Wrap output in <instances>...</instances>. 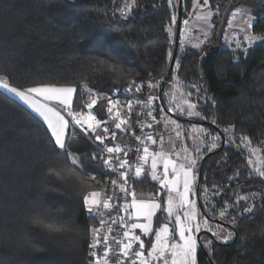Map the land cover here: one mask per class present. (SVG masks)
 Returning a JSON list of instances; mask_svg holds the SVG:
<instances>
[{
    "label": "trees",
    "instance_id": "1",
    "mask_svg": "<svg viewBox=\"0 0 264 264\" xmlns=\"http://www.w3.org/2000/svg\"><path fill=\"white\" fill-rule=\"evenodd\" d=\"M193 1L183 0V19ZM125 2L0 0V61H3L0 76L21 89L48 83L72 84L77 87L73 108L79 111L87 110L90 98L83 87L85 83L91 92L108 96L137 80L144 81L148 90L150 83L167 77L170 80L178 60L177 77L186 84L185 90L191 92L197 111L207 118L198 119L197 123L206 122V129L224 139L216 150L204 154L200 184L222 191L215 210L224 209L225 203L233 205L228 216L235 219L230 225L233 240L228 244L213 241L210 247L202 242L197 264H264V203H261L264 178L251 173L247 152L240 141H235L240 145L237 150L225 143L222 133L224 128L232 127L238 136L248 137L253 146L264 145V43L249 49L246 56L240 50L220 47L213 58L204 62L202 82L199 63L203 53L195 48L178 49L171 69L176 45H171L167 30L173 15L167 0H136L126 19L120 14ZM221 4L224 10L232 4L234 8L243 6L255 11L252 32L264 36L263 2L224 0ZM222 14L215 21L220 23ZM101 60L105 62L103 65L98 63ZM93 65L100 71H93ZM197 89L204 98H200ZM93 111L98 118L106 119V105L98 103ZM41 120L0 89V264H88L91 228L97 225V220L88 214L83 195L90 191L107 194L112 178L92 141L79 135L69 150L79 155L83 170L72 167L80 176L87 173L86 184H81L75 175L46 176L42 168H33L34 160L52 150L47 142L50 132H46V124L42 125ZM212 120L217 124L213 125ZM56 155L62 157L63 150ZM93 155L97 157L95 160L91 159ZM52 165L58 170L62 166L55 160ZM93 175L95 181L91 179ZM45 184L57 191L43 192L41 186ZM242 188L243 194L261 193L250 213L244 211L246 203L236 205ZM135 190L156 192L159 187L144 176L136 181ZM198 192L201 212L211 217L204 193L197 189ZM37 196L58 216V222L71 226L51 242L39 228L20 227L25 205ZM157 216L156 226L167 222L165 213ZM21 232L42 242L46 250L29 251Z\"/></svg>",
    "mask_w": 264,
    "mask_h": 264
},
{
    "label": "snow or ice",
    "instance_id": "2",
    "mask_svg": "<svg viewBox=\"0 0 264 264\" xmlns=\"http://www.w3.org/2000/svg\"><path fill=\"white\" fill-rule=\"evenodd\" d=\"M170 8L179 10L180 0H167ZM136 6V0H130L125 2L123 8L120 9V14L125 19L132 13ZM194 8H209V12L202 17L204 20H209L212 11L210 0H195L193 4ZM236 13L242 14V24L240 31L245 33L244 39L247 41L248 47H241L240 42L237 41L236 48L240 50L245 56L247 55L248 48L256 41H264V36H256L250 31L253 28L254 18L250 14V11L244 8L236 9ZM177 20V14L171 16V21L175 23ZM184 25H187L189 21L184 19L182 21ZM231 26V25H230ZM168 33L171 36L173 29L168 27ZM205 39H207V33H205ZM196 49L201 47L200 43L194 45ZM169 58L172 53L169 51ZM239 57H237V60ZM99 64L103 65L104 61H99ZM3 65V61H0V66ZM176 66L179 67V61L177 60ZM93 71H100L98 67L93 65ZM86 79V77H85ZM156 85L149 84V87H155ZM84 88L88 89L91 93V89L85 83ZM0 88L14 94L24 104L28 105L39 117L42 118L41 124H46V132H50L48 136V143L52 145V150L47 152L45 156L36 159L32 162V167L42 168V163L47 161L52 171L56 173V177H59L61 173L69 176H77V179L81 184H86L87 181L84 176L78 175L72 166H78L83 170V165L79 155L70 151L69 148L72 144H75L76 137L84 136L90 141L99 142L102 146L101 150L107 154L106 157H100L103 165L107 166L112 172H118L119 180L112 179L111 184L114 187H118L119 197L115 191L112 195L105 194L104 191H90L86 195H83V204L87 207L88 213H97V215L103 216L100 211L103 209H112L115 207L113 200H124L122 205L116 208L117 213L121 210L125 214L124 216H117L111 220L112 224H116L119 220L123 227V231L120 233L122 239H116L111 227L107 228L108 235H104L102 238L99 236L100 228L92 227V242L90 243L91 249H97L98 246L103 244L102 253L98 254L97 251H91L90 256L94 258L93 261H89V264H197V248L198 237L197 234L201 231H207L212 233L214 237L219 238L218 232L213 230V225L209 222L206 214L200 213L199 218L203 222L206 228H202L201 223L197 222V213L195 199H190V195L195 197L197 189L204 193L205 206L210 207L207 202L208 189L204 188L198 183L199 177V160L207 152L213 151L219 147V141L221 140V134L205 133L206 137H210L211 142L206 143L203 148L197 147L194 149L196 156H179L177 158H171L164 153L163 149V137H161V143L159 145L161 150H150L147 141H150L152 145H157V140L153 136L148 135L141 137L135 136V139L140 142L141 146L135 149L137 153L135 157V163L133 164L127 158L130 149L126 150L119 144L109 146L111 141L116 140L117 132L115 130H124V125L127 124V120L121 121V107L126 103L127 109H132V101L122 102L120 99H113L111 96L101 94H91L89 100L86 103L87 110H74L73 98L77 93V87L72 84L57 85L54 83L39 84L36 86H30L27 88H18L11 86L7 79L0 76ZM136 92H140L141 88L137 87ZM200 98H204L203 94L199 93ZM154 98L149 96L147 103L151 104ZM214 103V101H212ZM102 103L106 105V114L108 119L98 118L92 109ZM137 103H143L137 101ZM187 111L179 109L178 114L180 116L197 117L201 120L207 119L202 116L199 111H195L197 108L196 103L186 102ZM207 103V100H205ZM147 115L156 120V116L153 115V111L150 109ZM70 118V120H69ZM71 121V123H70ZM110 123L114 125L113 130L110 127ZM175 124V121H173ZM213 125L217 124L216 120H212ZM149 128L151 124L147 125ZM180 125L176 124V128ZM71 128V131L69 129ZM203 131V130H202ZM223 135L226 137L225 143L232 146L234 145L237 150L240 149L239 144H235L236 140H239L243 144L244 148H248L250 141L249 138L243 135H237L232 127H226L222 130ZM135 135V133H133ZM180 135L179 132L176 133ZM66 138L68 143L66 144ZM108 141L109 143H106ZM63 150L62 157H57V153ZM254 151V150H253ZM123 154V155H121ZM97 157L93 155L91 159L95 160ZM55 160L59 165V170L56 166L52 165V161ZM70 162V163H69ZM248 163H253L249 160ZM162 166V171L160 170ZM150 174L151 180L158 182L161 191L167 199L166 209H162L159 202L160 196L157 195V199L154 200H138L136 198L135 191L129 188L130 172L134 173V177H142L145 172ZM259 171V170H258ZM47 176L48 174L44 172ZM259 175L264 177V171H259ZM93 181L96 180L95 175L91 177ZM43 192L57 191L56 188H49L46 184L41 186ZM218 192H213V197L218 195ZM131 196L130 201L127 197ZM103 197V199H101ZM240 199H246V197H240ZM264 199V197H262ZM239 203V200H237ZM187 209V210H184ZM227 207L224 211L219 212V218L221 220L227 219ZM246 212H252L253 207L245 209ZM166 213L170 218L169 222L158 224L154 229V217L158 220L157 213ZM25 219L28 223L34 225H43L49 231L55 232L58 230V216L43 203L40 196L30 200L24 207ZM127 217V219H126ZM233 223L235 219L233 218ZM100 225L107 223L106 220L101 219ZM171 224V227H170ZM215 227L219 228L220 225ZM118 246V251H114L112 244L109 240ZM154 238V240L152 239ZM35 238L27 235L25 237V246L30 247L32 240ZM224 242H227V237L223 238ZM203 240V237H200ZM146 241L149 247L146 249ZM211 244V241L207 242Z\"/></svg>",
    "mask_w": 264,
    "mask_h": 264
},
{
    "label": "rangeland",
    "instance_id": "3",
    "mask_svg": "<svg viewBox=\"0 0 264 264\" xmlns=\"http://www.w3.org/2000/svg\"><path fill=\"white\" fill-rule=\"evenodd\" d=\"M224 0H210V5H211V11L212 15L209 20H204L202 19L203 16H205L209 12V8H194L193 5L191 9L186 12V18L189 23L187 25H184L182 21L184 20L182 18L181 21V29L179 33V40H178V46L177 50L179 51L184 50L187 47H192L195 48L194 45L197 43L201 44V47L197 50L201 51L203 54L209 55L212 50L218 45V43H215V38L218 30V21H215V17H218L222 14L224 8L221 2ZM264 3V0H258ZM127 2H130V0H127ZM195 3V0L193 1V4ZM200 3H203V0H200ZM238 8H244L250 11V14L253 16L255 20V11L248 9L243 6H237L234 8L228 18L227 25L225 32L222 36L217 35V40L219 41L220 47L223 48H230L233 50H238L236 48L237 41L240 42L241 47H248L247 41L244 39L245 33L240 31V26L242 24V14L236 13V9ZM172 9V8H171ZM180 10V8H179ZM177 11L175 9H172L173 14H177V20L175 23L172 22L170 25L173 29V34L170 36V41L171 45H176L177 42V33H178V21H179V14L180 11ZM183 12V11H182ZM231 25V26H230ZM252 32V29L250 30ZM205 33H207V39H205ZM252 34H254L252 32ZM256 35V34H254ZM258 36V35H256ZM264 43V41H256L252 44L251 47L248 48L251 49L255 46H258L260 44ZM196 49V48H195ZM177 66L175 64V71L172 76V78L166 82V86L164 87V97L163 99L159 97V92H160V87L161 83H163V80L160 79L153 84L156 86L150 90V93L152 97L154 98V103H155V113L154 115L156 116V120L160 118V125H157L154 127L155 135L156 137H163L166 138L167 144L164 147V153L167 154L171 158H177L176 154H179V156H189V157H194L196 156V153L194 149L199 147L202 144V140L205 139V133H211L208 129H206L205 126L202 125H191L192 123H195L196 120L199 118L193 116V117H188V116H180L178 114L179 109H184L187 111V103L186 102H191L192 97H191V92L185 90V83L181 82L178 77H177ZM165 81V80H164ZM194 87V86H192ZM85 90L88 91V89L85 88ZM89 92V91H88ZM198 93V91H196ZM200 93V91H199ZM91 94H97L101 95L96 92H91ZM102 99V95H101ZM161 100H163L164 104L167 107H173L175 110V114L171 115L168 114L165 108H163L161 104ZM159 106V107H158ZM158 110V111H157ZM197 110V109H196ZM93 111V109H92ZM94 112V111H93ZM95 114V113H94ZM175 121V124L173 123ZM71 123V121H70ZM176 124H179L180 127L176 128ZM203 130V131H202ZM179 132L180 135L177 136L176 133ZM218 134V133H217ZM222 137V136H221ZM210 140V137H208ZM223 138L219 141V145L221 143ZM224 140V139H223ZM250 141V139H249ZM211 140L209 141V143ZM241 144V143H240ZM242 148L246 150L247 152V161L251 160L253 163H248L251 173L256 176L259 175V171H264V145L262 147H257L253 146L251 141L249 144L248 148H244L243 144H241ZM216 150V149H215ZM254 150V151H253ZM204 156V155H203ZM202 156V158H203ZM202 158L199 160V165L202 162ZM200 170V169H199ZM259 170V171H258ZM262 177V176H261ZM264 178V177H263ZM156 182V181H155ZM158 183V182H157ZM208 197H207V202L210 205L209 211H212V216L216 220L220 221H213L211 224L213 225V230L218 232L219 234V240L224 242L225 237H227V241H230L233 238V233L228 230V228L222 226V222H228L230 224H234L233 218L228 216V212L230 211L231 208H233V205L225 203L224 209H221L219 211L215 210L216 207V200L220 198L222 191L218 190L217 187H208ZM152 193V191H149ZM213 192H218L219 194L213 197ZM109 193V192H108ZM144 191H136V197H139L141 195H145ZM156 193V192H155ZM240 197H246V199H240ZM261 197V193L259 192H252V193H246L243 194L241 192H238L237 197H236V205L237 200L240 202H244L247 204L246 208L248 207H253L255 205V202ZM196 199L195 197H193ZM205 198V196H204ZM198 203V202H197ZM227 207V219L221 220L219 218V212L224 211L225 208ZM235 207V205H234ZM238 206H236L237 209ZM245 208V209H246ZM197 213V222L201 223L202 228H206L205 225H203V222L199 218V214L202 213L199 205L195 209ZM245 211V210H244ZM169 218V217H168ZM221 223V224H219ZM216 225H220L219 228L215 227ZM155 226V224H154ZM156 227V226H155ZM171 227V224H170ZM205 232H201V235L204 234ZM203 243L207 246L210 247L211 244H208V241H211L209 236L203 235ZM200 247V246H199Z\"/></svg>",
    "mask_w": 264,
    "mask_h": 264
},
{
    "label": "built area",
    "instance_id": "4",
    "mask_svg": "<svg viewBox=\"0 0 264 264\" xmlns=\"http://www.w3.org/2000/svg\"><path fill=\"white\" fill-rule=\"evenodd\" d=\"M150 84H152V83H150ZM137 87L141 88L140 92L135 91V89ZM146 87H147V84L144 81L137 80V81L130 83L128 86L124 87L123 89L116 90L113 94L109 95L113 99H117V98L120 99L122 102H126L129 100L132 101L133 106H132V109L130 111L127 109L126 103L120 109L121 117H122L120 122L123 123L125 119L127 120V124L124 125V130H115L114 125L110 123V127L117 132V138H116V140L111 141L110 143L108 141H106V143H109V146H114L116 144H119L122 147H124L126 150L130 149L127 158L133 164L135 163V157L137 155V153L135 152V149L138 146H141L140 142L135 139V136L136 135H139L141 137H146L148 135L153 136L154 124H155V122L158 121V120L153 121L152 118L147 115V112L150 109L153 111V115H154L155 103H154V100H152L151 104L147 103L149 96L152 97V95L150 93L151 88L148 87V90H145ZM137 101H141L143 103H137ZM166 111L168 114H171V115L175 114V110L171 106L167 107ZM106 119H108V117H106ZM149 124H151L152 127L149 128L147 126ZM133 133H135V135H133ZM92 143L100 152V157H102V156L106 157L107 156V154L101 150L102 146L99 145V142L92 141ZM147 144L149 147H151L150 141H147ZM121 155H123V154H121ZM105 167H106L107 171L110 173L112 179H118L119 180L118 172H112V170L108 169L107 166H105ZM143 177H144V174L142 175V177L136 178V177H134V173L130 172V181H129L128 186L132 191H135V193H136L135 183H136V181L140 180ZM113 191L116 192L117 197H119L121 195V194H119L118 187H114L113 185H111L110 191H109V193H107V195H112ZM130 199H131V196H128L127 200L130 201ZM112 202L115 205L114 208H112V209L101 208L100 209V211L103 213V216L97 215V213H95V212L91 213V214L88 213V214L97 220V225L95 227L101 229V231L99 233V236L101 238L104 235H108L106 230L108 227H111L113 229L112 235H114L116 237V239H122V236L120 235V233L123 231L122 225L120 224L119 220H117L116 224H112L111 220L113 218H116L118 215L119 216L125 215L122 210L119 213H117V211H116V208L120 207L122 205V203L124 202V200H118V199L114 198V200ZM101 219L106 220L107 223H105L104 225H100L99 221ZM126 219H127V217H126ZM91 242H92V236H91L88 251H87L88 264H89V261L94 262V258L90 256L91 251H97L98 254L102 253V251H103V244L98 246L97 249H91L90 248ZM109 243L112 244L114 251H118V246L112 242L111 237H110Z\"/></svg>",
    "mask_w": 264,
    "mask_h": 264
},
{
    "label": "water",
    "instance_id": "5",
    "mask_svg": "<svg viewBox=\"0 0 264 264\" xmlns=\"http://www.w3.org/2000/svg\"><path fill=\"white\" fill-rule=\"evenodd\" d=\"M180 14H179V21H178V35H177V42H176V46H175V50H174V58H173V61H172V65H171V69L173 68V64H174V61H175V54L177 52V46H178V40H179V33H180V29H181V21H182V11H183V0H180ZM234 9V6L232 4H229L223 14H222V17H221V20H220V23L218 25V30H217V34H216V42L219 43V41L217 40V35L218 36H222L225 32V29H226V25H227V21H228V18H229V15L231 13V11ZM220 49V45L218 44L214 49H213V52L210 54V55H207V54H203L201 55L200 57V63H199V75H200V80L203 82L204 81V73H203V66H204V62L205 61H208L210 60L211 58H213V56H215L218 52V50ZM169 81V78L167 77L165 79V81H163L162 83V86H161V92H160V97L162 98V92H163V88L165 86V82H168ZM163 99V98H162ZM161 104L163 106V108H165V110H167V107L166 105L164 104L163 100H161ZM197 122H200L198 120H196V123ZM202 124H205L206 122H201ZM224 144V142H223ZM211 154H213V152L209 153L207 156H210ZM205 161V158L202 160V162ZM202 180V165L200 167V170H199V177H198V183L200 184ZM251 188H246V190H250ZM263 189V197H264V187H262ZM199 191V189H198ZM197 198H198V201H199V204L202 206V202H201V199H200V194L199 192L197 193ZM261 203H264V199H261ZM217 221H220V220H217ZM200 237H201V233L199 234V241H200V245L202 244V241L200 240Z\"/></svg>",
    "mask_w": 264,
    "mask_h": 264
},
{
    "label": "crops",
    "instance_id": "6",
    "mask_svg": "<svg viewBox=\"0 0 264 264\" xmlns=\"http://www.w3.org/2000/svg\"><path fill=\"white\" fill-rule=\"evenodd\" d=\"M10 85H11V84H10ZM153 85H155V84H153ZM160 85L162 86V83H161ZM11 86H12V85H11ZM165 86H166V85H165ZM165 86H164V87H165ZM14 87H15V86H14ZM153 88H154V87H151V89H153ZM0 89L3 90V91H4L5 93H7L8 95L12 96L13 98L17 99L18 101H20L21 103L24 104V102L21 101V100H20L18 97H16L14 94H12V93L6 91V90L3 89V88H0ZM160 92H161V87H160ZM160 92H159V97H160ZM163 95H164V88H163V92H162V98L164 97ZM74 98H75V94H74ZM74 98H73V102H74ZM24 105L27 106L31 111H33L28 105H26V104H24ZM195 111H197V110L195 109ZM33 112H34V111H33ZM34 113H35V112H34ZM35 114L38 116L37 113H35ZM40 118H41V117H40ZM41 119H42V118H41ZM69 120H70V118H69ZM160 124H161V122H160V118H159L158 121L155 122L154 127H156L157 125H160ZM195 124H198V125H202V126H204V124H199V123H196V122H195V123H192L191 125H195ZM153 138L157 140V145H152V144H151L150 150H161L160 147H159V145H160V143H161V138H160V137H158V138L156 137L154 129H153ZM207 139H208V137L205 136V139L202 140L203 142H202V144H201L199 147L203 148L204 145H205L206 143H208V142H207ZM66 140H67V138H66ZM166 140H167L166 138L163 139V141H162L163 146H165V145L167 144V141H166ZM163 149H164V147H163ZM163 149H162V150H163ZM163 151H164V150H163ZM198 168L200 169V165H198ZM160 170L162 171V166H161V169H160ZM144 176H148V177L151 179L150 174L147 172V170H146ZM154 182H155V181H154ZM155 183H157V182H155ZM157 184H158V183H157ZM158 187H159V190L156 191V193H155V192L150 193L149 191H144V192H146V193H144L145 195H141V196L136 197V198H137L138 200H154V199H157V195L159 194V196H160L159 202L161 203V206H162V204H164L163 209H166V207H167V199H166V196L163 195V193H162V191H161V188H160L159 184H158ZM101 199H103V197H101ZM190 199H195V198H193V196L190 195ZM195 202H196V205L198 206V205H199V202H198L197 198L195 199ZM197 202H198V203H197ZM197 206H196V208H197ZM184 210H187V209H184ZM159 213H160V212H158L157 215H158ZM165 215L167 216L166 213H165ZM167 218H168V217H167ZM168 219H170V218H168ZM163 223H166V222H163ZM163 223H162V224H163ZM154 224H155V217H154ZM155 226H156V225H155ZM155 226H154V229H155ZM201 232H206V231H201ZM201 232H200V233H201ZM200 233L197 234V237H198V244H199V246H200V241H199V234H200ZM203 235H204V234H202L201 237H202ZM153 240H154V238H153ZM199 246H198V248H197V252H198V250H199Z\"/></svg>",
    "mask_w": 264,
    "mask_h": 264
},
{
    "label": "clouds",
    "instance_id": "7",
    "mask_svg": "<svg viewBox=\"0 0 264 264\" xmlns=\"http://www.w3.org/2000/svg\"><path fill=\"white\" fill-rule=\"evenodd\" d=\"M42 169L48 175H56V173L54 171H52V169H51V167L47 161L42 163ZM63 176H64V174L61 173V175L59 177H63ZM61 194L67 195V193H61ZM20 227H21V229L39 228L45 234L47 241L51 242L54 237L59 236V235H63L64 233L68 232L70 230L71 226L67 223H61L58 225V230L55 232H52V231H49L47 228H45L43 225H34V224L28 223L25 219V215H22L20 218ZM26 236L27 235H25L23 232H21V237L23 239L24 244H25V237ZM27 248L29 251H32V252H43L46 250L44 247V244L42 242H39L36 240H32L31 246L27 247Z\"/></svg>",
    "mask_w": 264,
    "mask_h": 264
},
{
    "label": "flooded vegetation",
    "instance_id": "8",
    "mask_svg": "<svg viewBox=\"0 0 264 264\" xmlns=\"http://www.w3.org/2000/svg\"><path fill=\"white\" fill-rule=\"evenodd\" d=\"M210 55V54H209ZM249 188H251V187H249ZM243 190V188L241 189V190H239V192H241ZM234 193H237L236 191L234 192ZM208 217V216H207ZM208 218H210L209 219V222L210 223H212L213 221H215L216 219H214L212 216L211 217H208ZM169 220L170 219H167V222H169ZM217 221V220H216ZM222 222V226H224V227H226V228H228V230L229 231H231L233 234H234V232H233V230L230 228V225H232V224H230V223H228V222H223V221H221ZM219 224H221V223H219ZM204 235H206V236H209V238H210V240H212V242L214 241V242H221V243H224V244H228V243H230L232 240H233V238H234V235H233V238L230 240V241H227V242H222V241H220L217 237H214L213 235H212V233H210V232H205L204 233ZM203 242V241H202ZM204 244V243H203ZM205 245V244H204Z\"/></svg>",
    "mask_w": 264,
    "mask_h": 264
},
{
    "label": "bare ground",
    "instance_id": "9",
    "mask_svg": "<svg viewBox=\"0 0 264 264\" xmlns=\"http://www.w3.org/2000/svg\"><path fill=\"white\" fill-rule=\"evenodd\" d=\"M121 88V87H120ZM159 107V106H158ZM158 111V110H157ZM243 191V190H242Z\"/></svg>",
    "mask_w": 264,
    "mask_h": 264
}]
</instances>
